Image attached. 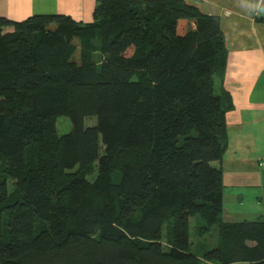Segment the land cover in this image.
Instances as JSON below:
<instances>
[{
	"label": "trees",
	"instance_id": "obj_1",
	"mask_svg": "<svg viewBox=\"0 0 264 264\" xmlns=\"http://www.w3.org/2000/svg\"><path fill=\"white\" fill-rule=\"evenodd\" d=\"M95 1L89 22L0 16V165L19 188L6 200L0 182V264H264V214L224 220L212 164L231 108L214 89L218 17L184 0Z\"/></svg>",
	"mask_w": 264,
	"mask_h": 264
},
{
	"label": "crops",
	"instance_id": "obj_2",
	"mask_svg": "<svg viewBox=\"0 0 264 264\" xmlns=\"http://www.w3.org/2000/svg\"><path fill=\"white\" fill-rule=\"evenodd\" d=\"M201 13L218 17L224 34L227 50L226 64L221 76H214V89L217 94L229 95L231 108L226 111V133L229 129L239 130L250 126L257 133L264 151V9L260 0H184ZM95 0H0V16L11 20H22L32 14L63 13L76 21L89 22ZM263 134L260 135L258 130ZM223 156V155H222ZM222 168V200L224 220L235 219L234 212L225 214V188L231 190L242 203L244 189L239 181L225 182V163L222 158L217 166ZM228 169L239 174L236 163ZM264 195L257 200L256 218L264 214ZM228 200V199H227ZM253 219V218H252Z\"/></svg>",
	"mask_w": 264,
	"mask_h": 264
},
{
	"label": "rangeland",
	"instance_id": "obj_3",
	"mask_svg": "<svg viewBox=\"0 0 264 264\" xmlns=\"http://www.w3.org/2000/svg\"><path fill=\"white\" fill-rule=\"evenodd\" d=\"M93 119L89 118L85 120L88 125L93 124ZM55 129L58 134L67 133L70 130V120L66 116H59L54 121ZM258 133L263 134L259 129ZM259 146L263 145V140H258L257 133L251 129L250 126H242L241 129H229L227 131V147L223 153V160L225 163V182L239 181L243 183V200L239 204L235 200V196L231 194V190L225 188V214L228 212H234V218L237 220L247 218L251 220L255 219L257 215H254L258 210L257 200L264 195V151L258 152ZM26 158L29 164H35L40 158V149L36 145H32L28 148ZM236 163L239 168V174L234 173L230 168L231 164ZM218 162H212L213 165H217ZM96 168L93 163L85 172V176L88 180L92 181L95 176ZM0 182L4 183L7 196L6 200L14 198L18 193V186L14 179L10 178L5 173L4 168L0 165ZM228 199V200H227ZM264 200V199H262ZM191 239L196 241L197 238V223L196 219L191 221ZM164 238L163 244L169 246L170 244V224L164 226ZM210 241L211 237H207ZM244 264V263H234Z\"/></svg>",
	"mask_w": 264,
	"mask_h": 264
},
{
	"label": "water",
	"instance_id": "obj_4",
	"mask_svg": "<svg viewBox=\"0 0 264 264\" xmlns=\"http://www.w3.org/2000/svg\"><path fill=\"white\" fill-rule=\"evenodd\" d=\"M259 5L264 9V0H260Z\"/></svg>",
	"mask_w": 264,
	"mask_h": 264
}]
</instances>
